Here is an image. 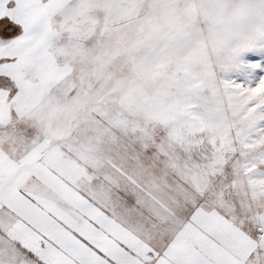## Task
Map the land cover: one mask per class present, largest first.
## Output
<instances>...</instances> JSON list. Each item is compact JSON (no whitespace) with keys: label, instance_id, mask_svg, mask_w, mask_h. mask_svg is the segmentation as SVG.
Wrapping results in <instances>:
<instances>
[{"label":"snow or ice","instance_id":"obj_1","mask_svg":"<svg viewBox=\"0 0 264 264\" xmlns=\"http://www.w3.org/2000/svg\"><path fill=\"white\" fill-rule=\"evenodd\" d=\"M0 264H264V0H0Z\"/></svg>","mask_w":264,"mask_h":264}]
</instances>
